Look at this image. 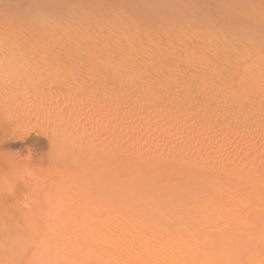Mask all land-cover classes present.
<instances>
[{"label": "bare ground", "instance_id": "6f19581e", "mask_svg": "<svg viewBox=\"0 0 264 264\" xmlns=\"http://www.w3.org/2000/svg\"><path fill=\"white\" fill-rule=\"evenodd\" d=\"M113 3L109 0H33L26 5L33 14L22 18V29L31 43V50H60L61 53L73 50L75 53L74 50L84 49L87 53H81L85 59L86 54L91 56L88 55L90 49H94L92 56H95V49L107 50L105 55L112 78L106 76L105 80H110L107 84L113 82L114 86H108L116 89L119 86L121 91L114 96L110 94L105 114L108 121L103 115L98 118L97 112L94 116L97 119H88L86 123L102 129L100 133L98 131L96 141L99 148L105 145L107 149V153L102 149L99 151L106 154L102 159L108 166L106 178L105 175L92 178V172L91 176L86 175L88 179L86 176L77 179L78 174L68 175V182V176H65L68 183L72 177L78 180L74 178L73 192H67L72 194L69 198L61 195L63 201L78 198L81 208H76L75 199V205L72 204L76 214L79 213L78 219H65L64 213L57 217L62 221L60 224L55 222L56 225L45 229L40 225H27L26 221V225L15 223L4 238H0V264H264V47L259 45L264 41L250 43L252 38H244L245 44L219 49L212 40L218 37L223 41L232 39L234 32L222 34L200 27L203 19L188 13L191 11L185 10L186 4L180 9L173 3L154 2L151 4L152 16L141 18L138 10L137 13L134 9L124 12ZM160 8L163 11L161 17ZM154 11L157 12L155 15ZM185 23H189V27ZM22 35L21 31L18 36ZM249 44L257 46L249 47ZM45 51L48 55L43 56L44 61L47 56L54 58L52 53ZM96 54L103 60L102 53ZM105 55L104 60L107 59ZM55 58L59 61L60 56ZM76 58L72 59L75 61L73 66L79 61ZM45 65L47 68L49 64ZM65 67L72 69L71 65L70 69ZM94 67H90L91 70L97 69ZM89 69H85L87 74ZM48 73L51 75L52 72L48 70L46 77ZM69 73L73 76L76 72L66 74ZM82 73L78 74L79 78ZM70 76L67 78H72ZM84 76L87 78L88 75L85 73ZM101 76L102 73L97 79ZM95 77H92L94 81ZM79 80L78 85L83 82ZM91 84L90 87L96 86ZM104 88L106 91L112 89ZM41 91L36 92L37 99H40L39 94L45 97L44 90ZM91 91L94 90L91 88ZM106 91L99 92L107 95ZM11 93V97L17 95ZM101 93L92 92L100 97ZM24 94L22 100L29 99ZM102 97L98 98L100 103L104 100L101 102ZM18 99L20 106L21 99ZM24 102L27 105L28 102ZM94 102L98 105V101ZM19 111L16 109L15 113ZM84 115H87L85 111ZM74 123L73 130L76 127L83 129L81 122ZM94 131L93 137L97 135L96 129ZM87 134H83V138L88 139ZM66 145L64 143V150ZM79 146L71 148L80 149ZM71 148H67L70 150L66 152L67 157L79 153L73 154ZM85 152L84 157H88ZM96 152L89 150L95 159ZM79 162L76 165L81 167L83 163ZM92 167L90 163L87 166ZM66 181L67 187L73 184L71 181L68 185ZM59 186L55 188L65 191L64 185ZM65 201L69 206L73 202ZM98 202L100 204L95 205ZM104 210L106 215L101 220L100 212Z\"/></svg>", "mask_w": 264, "mask_h": 264}, {"label": "rangeland", "instance_id": "374dc122", "mask_svg": "<svg viewBox=\"0 0 264 264\" xmlns=\"http://www.w3.org/2000/svg\"><path fill=\"white\" fill-rule=\"evenodd\" d=\"M30 1H33V0H0V238H4V236H5L7 230L9 229L10 226H14L16 224L17 225L18 224L23 225L25 223L24 221H26L27 225H40V226H42V228L45 229L49 226L58 224L60 222V220L58 218L60 216L62 217V215L64 213H66V214H64V215H66L65 219L66 218L71 219V217H73L72 219H74V220L78 219L79 213L76 214V211L74 210L75 208H73V205H72V204L75 205V203H76V202L74 203L75 198L70 199L71 201H73L70 203L71 206L67 205L66 204L67 201H65V200H68V204H69V202H70L69 199H65L64 201L61 199L62 196H64L65 198L66 197L69 198V195L70 196L72 195L71 193L73 192L72 189L74 188V184L76 183V181H78V180H76L75 177L74 178L76 181L72 177L70 179V183H68L69 182V176L68 175L74 176V175L78 174V176L76 175L78 177L77 179H79L80 177L86 176V175L87 176L92 175L91 176L92 178H94L93 176L96 177L97 175L98 176L101 175V177L103 178L105 175L104 178H106V175L108 174V172H107L108 166L106 165V162H105L106 160H102V159L105 157L104 155H106L105 153H107L106 152L107 149H106L105 145H104V148L101 146L99 148V142L96 141L97 136H98L97 133H98V131L100 133L102 131V129L96 128L95 124H92L90 126V125H86V123H87L88 119H89V121L91 118L97 119L96 117H94L97 114V112H98V114H97L98 118L101 117V115H103L102 117L104 118L105 114L107 115V111H106L108 108V102L107 101L110 102V94L112 93V95L114 96L115 94H117L121 91V88L119 89V86L117 87V89L115 87H113V88L111 87L114 85L112 82L113 80L111 79L112 78L111 72L109 71V68H108V66H109L108 65V62H109L108 57L105 55V53H107V50H104L105 51L104 52L100 49L101 52H99L100 50L96 51L97 49H95V51H93L95 56H92L91 50H94V49H90L89 50L90 52H88V55H91V56H86L87 54L85 55L87 60L83 57L84 55L82 56L83 53H81V52L85 51L84 49H81L82 51L80 49L77 51L74 50L75 53L73 52V50L71 52H70V50H69V52H68V50H63L64 53L63 52L61 53L60 50H57V51L54 50L56 52H54L53 50H50V52H49L48 50L45 51L42 49L31 50L32 48L29 46V44H31V43H29V39L27 38V34H26L25 30L22 29V27L24 26V22H23L22 18L24 16L27 17V16H30L33 14V11L30 12V10L27 9V8H29L28 7L29 5L26 7V5ZM109 1L114 2L113 4L119 6L120 9H122L124 12H128L131 9H134L133 11H136V13H137V10H138V12L141 13V14H139L141 16V18L143 15L152 16L151 4H153L154 2H157V3H162V2L173 3L176 8H180V9H181L180 6L182 4H186L185 10L191 11L188 13H190L194 17L199 16L203 19L201 24L199 25L200 27H202L204 29H208V30L209 29H215L216 31H219L222 34L223 33L231 34L232 32H234L235 36L232 39L227 38L226 41H223L220 37H218L217 39L212 40L215 42L214 46H218V45L220 46L219 49H223V46H227V45H229V46L235 45V47H237L240 44H245L246 42H244V41H246V40L244 38H246V39L252 38L250 40L252 42H250V43H257L258 40L264 41V0H109ZM195 1L196 2H203L204 4L202 6H199L198 3H195ZM190 5H192L194 7H191ZM198 8H200L201 10H199ZM13 9H14V11H13ZM156 13L157 12L154 11L153 15H155ZM158 13L161 17V15L163 14V11L161 10V8L159 9ZM184 25L189 27L190 24L185 23ZM21 31L23 32V35L21 37H19L18 34ZM258 38H260V39H258ZM259 45L261 47H264V43L259 44ZM248 46L253 47V46H257V45L256 44H249ZM231 48H234V47H231ZM44 51L45 52L48 51L49 54L52 53L51 57H54V58H47V57H50V56H47L45 58L46 59L45 61H47V62L45 63L44 57L46 55H48V53H44ZM66 51H67V53H66ZM53 52L55 54L54 56H53ZM57 52H58V54H57ZM76 52L81 56V57L80 56L77 57L78 59L76 58V56L74 57V55L78 56V54ZM103 52H104V54H103ZM85 53H87V50L85 51ZM89 53H91V54H89ZM96 53H98V54L102 53L103 54V57H102L103 60L105 59V57H104V55H105L107 57V59H106L107 61L101 60L100 59L101 55L97 56ZM59 54H64V56L59 55ZM56 56L57 57L60 56L59 61H57L58 59L55 58ZM61 57H62V59H61ZM70 57H72L73 60H75L74 58H76L77 61L79 60L78 61L79 63L76 61L79 64V66L77 63L75 66H73L75 61L73 62V60ZM89 57L91 58V60ZM61 60H63V62ZM92 61H93V63L95 62L96 64H93ZM57 62L59 63L58 64L59 69L55 68V67H57ZM81 63H82V65H81ZM45 64H49V65H47V68H46ZM50 64L52 65V67ZM83 64H84V66H83ZM91 64H93L99 70H97V69L91 70V68L94 67ZM100 64L104 65V68H106L105 71H104V68L102 67L103 65L101 66ZM65 65H67V67H69L71 65L72 69H70L71 67H69L70 70H67L68 68L64 69ZM42 67H44V68H42ZM82 67L85 69L87 67V70L91 67L89 69L90 71H88L89 73L87 74V72H86L87 70H85V69L82 70ZM100 67L102 69H100ZM45 68H46V70H44ZM73 68H74V71H73ZM77 68H79L78 71H77ZM41 69H42V71L44 70L46 72V74L44 71L43 72L40 71ZM51 69H52V71H51ZM32 70H34V71L36 70V73H34V71H32ZM48 70L50 72H52L53 74H56L57 76L54 75L55 78H53V74L51 73V75H50V73H48V76L46 77ZM62 70L64 71V73ZM81 70L83 71V73ZM100 70L103 71L101 73H102V76L104 78H102V76H101V77H99V79H97L98 76L101 75ZM106 70L108 71V73ZM39 71L42 73H40ZM54 71H55V73H54ZM30 72H33V73H30ZM68 72H71V73L76 72L75 74H73V76L75 78L72 75L70 76V73L66 74ZM84 72L86 73V75H88L87 78H86V76H84V74H85ZM90 72H91V75L93 78L95 76H97V74H98V76L95 77L97 82H95L96 80L94 81V79L92 77H89V76H91V75H89ZM93 72L95 75H93ZM105 72L107 73V75ZM60 73L64 74V75H61ZM81 73L83 75H81L79 78L78 74H81ZM41 75H43V76H41ZM68 75L72 78H69V77L67 78ZM49 76H51L52 79ZM61 76L62 77L64 76L66 78L63 79L64 77L62 78ZM106 76L111 77L108 79H111L112 84H107L108 82H110V80H108V81L105 80L107 78ZM83 77H84V79L81 80V78H83ZM85 78L89 84H86L87 81L85 80ZM90 78H92L93 80ZM100 78H102V79H100ZM63 80H65V81H63ZM74 80H76V81H74ZM77 80H79L80 82H82V81L83 82L78 85V84H76V83H78ZM104 81H105V83H104ZM90 82H92V84ZM98 82H100L99 84L103 85V86L100 85V87H102V88H99ZM84 83L86 84L85 86H84ZM90 84L91 85L96 84V86L98 85V87H96V86L90 87L89 86ZM106 84H107V86H106ZM80 85L82 86V88ZM108 85H111V86H108ZM34 86H36L35 87L36 89L34 88ZM86 86L88 87L90 93H89ZM85 87H86V89H85ZM104 87H106V88L110 87L112 89L115 88V90L108 89L109 91H106V89ZM91 88L94 91H91ZM18 89H20V91H18ZM95 89H97V90H95ZM101 89H103V90H101ZM2 90L3 91L5 90L6 94L4 92H2ZM26 90H28L29 92ZM41 90H44L43 95L45 97H43L42 94H39L40 99H39V97L37 99L38 93H40V92L42 93ZM110 90H112V91H110ZM17 91L19 93H17ZM31 91L32 92L34 91V94H32ZM87 91H88V93H87ZM99 91H106L105 93L107 95H105L104 93L102 94ZM11 92L16 93L17 95L20 94V92H22V93L18 96L12 95L13 97H11V94H12ZM36 92H38V93H36ZM46 92H50L52 95L50 94L51 96H48L47 94H49V93H46ZM82 92H83V94L85 92L87 94V97H86V94L83 95ZM92 92L97 93V94L101 93L102 95H104V97H102V95L100 94L102 97L101 102L104 99L103 102L100 103V100H98V98L100 99L101 97L99 95H98L99 96L98 97L97 94H92ZM3 93H4V95H3ZM24 93L26 94V96ZM23 94L25 97L29 96V99L27 97L28 100L33 99V102L30 100L33 103V105H35L36 103L38 105L36 104L33 107V105H31L32 103L30 101H28L27 99L22 100L24 98ZM31 94L33 97L34 96L35 97L33 98L31 96ZM36 94H37V96H36ZM89 94H91L90 96L95 95L96 96L94 98L95 100L92 97H91L92 99L89 98L90 97ZM21 95H22V97H21ZM82 95L84 97H82ZM41 96L43 97V100L41 99ZM14 97H15V99H13V100L10 99V98H14ZM17 97L18 98L20 97V99H21L20 106L18 105L19 99L16 100ZM44 98H45V100H44ZM86 98H87V100H86ZM89 100H91V102ZM105 100H106V102H104ZM24 101H27L28 103L27 102L26 103H27V105L30 104L29 105L30 107L25 105ZM43 101H44V103H46L47 107L43 103ZM87 101L93 107L89 106L90 104ZM94 101H98V105H97V102L95 103ZM22 102H24V103H22ZM47 102H48V104H47ZM81 102L83 105L84 104L85 105L83 106L82 104H80ZM14 103H15V106H13ZM86 103H88V104H86ZM103 103L104 104L106 103L107 107L105 106L106 104L103 105ZM23 104H24V106H27L24 109L22 108V107H24ZM100 104H102V105L100 106ZM39 105H41V108H39ZM42 105H43V107H42ZM11 106H12V108H11ZM80 106H82V107H80ZM85 106H87L86 108H90V109H86ZM94 106H96V107H94ZM97 106H100V108H98ZM13 107H15L17 109V111H19L18 109H22V111L20 110L21 113H20V111L15 113L16 109H14ZM32 107L36 110H34ZM95 109H97V111ZM88 110H90V111H88ZM35 111H36V113H35ZM84 111H85V114H87V115H84ZM94 111H96V113ZM102 111H104L103 112L104 114L102 113ZM25 112H26V114H25ZM86 112H88V113H86ZM38 113H39V115H38ZM79 113L81 115L83 113V117L81 115H79ZM99 114H100V116H99ZM33 116L35 117V119H37L36 120L38 122L37 124H34V123H36V121L33 118ZM21 117L22 118L25 117V119L23 118V120L20 122V120L22 119ZM28 117H30V118H28ZM80 117H82L83 119L85 117L86 118L84 120H82V118L80 119ZM76 118H78V119L76 120ZM105 118H107L106 120L108 121V117L105 116ZM67 119L70 122V124L68 121H66ZM25 120H27L25 124H30V122H31V124H30L31 126L23 124L22 122H25ZM32 120H34V121H32ZM70 120H72V121H70ZM73 121L76 122V124L81 122V128L83 127V129L76 127L73 130L72 126L75 125V123ZM84 121H86V122H84ZM107 121H105V122L107 123ZM19 122L22 125H20ZM71 122H73V123H71ZM62 124L63 125L65 124V125L63 126ZM28 126H30V127H28ZM33 127H35L36 129L34 128L32 130ZM39 128H41V129H39ZM94 128L96 129L97 135L94 134L96 136L93 137L92 133H95ZM88 129L90 131L89 134H87ZM40 130H41V132H40ZM46 130H49V131L51 130V131L48 132ZM69 130H70V133H69ZM72 130H73V133H72ZM74 131H75V133H74ZM80 131H82V132H80ZM92 131H94V132H92ZM78 132H79V134H78ZM63 133H65V134H63ZM71 134H72V136H71ZM83 134H84V136H86V134H87V136H90V137H88V139L83 138ZM62 135H66V136L68 135V136H71L72 138L71 137L68 138V136L66 137V136H62ZM75 135L77 136V139H76ZM59 138H61V139H59ZM63 138H67L68 140L64 139L65 140L64 141ZM94 138H95V140H94ZM61 140H63L62 141L63 146L60 145ZM58 141H59V143H58ZM93 141L95 143H93ZM74 142H76L78 145ZM80 142H81V144H80ZM87 142H88V144H87ZM56 143H58L59 147L56 146L57 145ZM64 143H66L67 145L69 144L68 146L67 145L65 146L66 147L65 150H67V151H65L63 149ZM71 143L73 144V146L75 145V147L80 145L79 148L81 147L82 149L77 148L78 149L77 150L75 147L71 148V147H73ZM83 143H85V144H83ZM84 145H86V146L88 145V146L86 147ZM91 145L93 146L94 149L92 148ZM55 146L57 147L56 149H54ZM60 146H62V147H60ZM68 147H70L72 149L71 152L73 154H75V152H77V151L79 153L77 152L78 154H76L75 157H72L73 156L72 153L70 154L72 156L67 157L68 153H66V152L70 151L67 149ZM83 147H85V148L83 149ZM75 149H76V151H75ZM85 149H86V152H85ZM88 149L91 150V153L98 151V154H97V152L95 154L96 159H95V157H92V155H91V153H89ZM101 149L104 150L105 153L103 151H101L99 153V151ZM81 151H83V153H81L82 156L80 155ZM54 152H56V153H54ZM84 152H85V155L88 154L87 155L88 157L85 156L86 159L83 155ZM52 153H54V154H52ZM49 154L51 155L52 158L50 157ZM61 155L65 156L64 159H66V160L61 159V157L63 158V156H61ZM91 157H92V159H91ZM97 157L98 158L100 157V159H98ZM67 158H69V159H67ZM79 159H81V160H79ZM86 161L87 162L89 161V163L91 165H93V167H92L93 169L87 168L89 163H87ZM78 162H79V164H82V163L85 164V166L83 164L81 166L82 168L80 167V165L77 166L76 163L78 164ZM95 162L98 163V166H99V164H101V165L98 167L96 165L97 163H95ZM86 163H87V165H86ZM104 164H105L107 170H106ZM103 169H104V171H103ZM95 170H97V171H95ZM92 172H94V175ZM102 172H105V173L107 172V173L103 174ZM79 173H81V174H79ZM65 176L66 177L68 176V178H66V179H68V182L66 181ZM87 176H86V178L88 179ZM91 177H90V180L92 179ZM63 179H65L64 181H66V183L68 185L72 184L71 181L73 182V184L69 185L67 187V186H65V184H64L65 182L63 181ZM62 181H63V184H62ZM55 183L58 185H55ZM59 185L60 186L64 185V187H66V188H64L65 191L61 192L60 190L56 189L57 188L56 186H59ZM48 187L49 188L51 187L53 189H49ZM67 188H68V190H67ZM61 189H62V187H61ZM64 189H62V190H64ZM50 190H53L55 192L51 191V193H50ZM56 190H58V191H56ZM47 191H49L50 194L55 193L56 195L51 196ZM69 191H71V193L68 194L67 192H69ZM58 192H59V194H58ZM75 201H77V204L75 205L76 208L77 209L81 208V206H79L80 203H78L77 197H76ZM63 203H65L66 205ZM98 204H100V202H98L95 205H98ZM65 206H66V208L69 206V209L67 208L68 209L67 210L65 208ZM71 207L73 208V210ZM16 209H17V211H16ZM55 209H58V211H56ZM60 209H61V211H60ZM62 210H64V211L62 212ZM70 210L74 211L75 214L73 212H71ZM24 211L26 213H24ZM100 213H101V220H103V216L106 215V211L104 210V211H101ZM19 214H21V215H19ZM63 218H61V219H63ZM32 220H33V222H32ZM55 222H56V224H55ZM26 223H25V225H26Z\"/></svg>", "mask_w": 264, "mask_h": 264}]
</instances>
